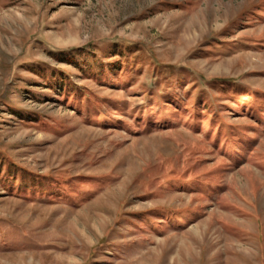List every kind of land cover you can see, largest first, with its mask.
<instances>
[{
	"label": "rangeland",
	"instance_id": "374dc122",
	"mask_svg": "<svg viewBox=\"0 0 264 264\" xmlns=\"http://www.w3.org/2000/svg\"><path fill=\"white\" fill-rule=\"evenodd\" d=\"M0 264H264V0H0Z\"/></svg>",
	"mask_w": 264,
	"mask_h": 264
},
{
	"label": "trees",
	"instance_id": "16d2710c",
	"mask_svg": "<svg viewBox=\"0 0 264 264\" xmlns=\"http://www.w3.org/2000/svg\"><path fill=\"white\" fill-rule=\"evenodd\" d=\"M19 179H20V177H19Z\"/></svg>",
	"mask_w": 264,
	"mask_h": 264
}]
</instances>
